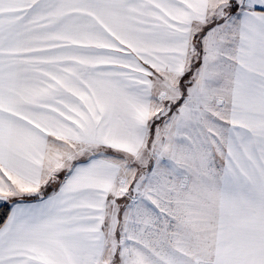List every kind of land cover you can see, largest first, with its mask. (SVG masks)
<instances>
[{
    "label": "snow or ice",
    "instance_id": "6c2138e0",
    "mask_svg": "<svg viewBox=\"0 0 264 264\" xmlns=\"http://www.w3.org/2000/svg\"><path fill=\"white\" fill-rule=\"evenodd\" d=\"M0 264H264V0H0Z\"/></svg>",
    "mask_w": 264,
    "mask_h": 264
}]
</instances>
